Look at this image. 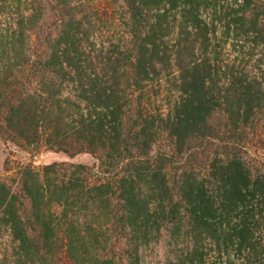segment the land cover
<instances>
[{"label": "rangeland", "instance_id": "1", "mask_svg": "<svg viewBox=\"0 0 264 264\" xmlns=\"http://www.w3.org/2000/svg\"><path fill=\"white\" fill-rule=\"evenodd\" d=\"M133 1L143 7L141 2L159 0ZM127 2L133 3L132 0H30L35 18L28 24L29 31H25L24 52L15 51L19 56L14 63L19 65L7 72L6 81L0 76V184L17 197L14 205L7 207L9 211L5 209L6 203H0V264H184L193 242L204 237V231L191 233L171 224H164L159 231L150 226L148 231L142 228L132 233L122 217L120 199L111 190L118 186L114 180L125 173L126 162L121 158L132 152L136 143L129 141L130 152L122 151L119 156L120 149L112 146L115 143L109 137L99 139L98 135H89L79 125L75 111L66 106H70V101L65 100L64 87L55 86L53 75L39 64L49 57L57 42L67 41L74 62L82 68L77 74L83 84L88 83L89 87L97 77L96 80L107 81L106 86L113 85L127 93L129 71L121 69L132 61V54L127 52L128 45L116 49L118 46L109 47L107 43L110 36L119 32L114 30L117 23L109 18L126 13ZM143 24L139 19L135 22L137 42L146 35L147 29L141 27L147 24ZM228 44L224 49H229ZM247 47L242 53L236 48L232 56L237 59L239 69L245 66L244 87L263 96L257 88L261 83L257 77L261 76L258 69H263L260 63L264 62V55L258 48ZM175 86L162 85L144 92L139 99L141 106L134 102L124 117L123 127L128 129L140 110L145 114L165 107L164 101L175 95ZM56 90L60 94L58 99L53 98ZM243 93L247 94L236 90L227 94L229 105L224 109L228 114L216 112L210 120L212 129L230 130L235 143L227 148L213 143L204 152L196 151L197 154L188 157L184 170L171 174L174 180L199 174L197 166L202 164L203 157L217 153L241 159L252 173L264 175V99L261 104L255 103L261 107L253 109V116L245 122L244 112L238 113V107L244 106L238 95ZM225 95L216 90L211 96ZM59 99L66 105L56 103ZM134 174L123 183L124 193L132 192L137 199L147 202L154 200L151 174L140 170ZM107 182L109 188L104 186ZM5 192L0 191V202ZM14 210L16 216L10 214ZM262 223L263 216L255 223L263 234ZM44 227L48 228L43 230ZM22 232L28 241L15 239ZM230 244H225L221 252L216 245L207 246L206 251H199L200 256L192 259L193 264H238L239 258L232 252L237 243L233 247ZM260 252L256 247L253 254H248L247 263L264 264ZM243 259L239 262L244 264Z\"/></svg>", "mask_w": 264, "mask_h": 264}, {"label": "trees", "instance_id": "2", "mask_svg": "<svg viewBox=\"0 0 264 264\" xmlns=\"http://www.w3.org/2000/svg\"><path fill=\"white\" fill-rule=\"evenodd\" d=\"M132 2H127L126 13L109 18L120 30L111 24L119 32L107 42L109 47L118 46L116 49L128 45L132 61L117 70L128 69L129 83L126 82L124 88L128 83L129 91L106 86L107 81L96 80L97 77L90 79L93 82L89 87L88 83L83 84L77 74L82 68L74 62L67 41L61 40L45 61H39L40 66L53 75V84L64 87L65 100L70 101V106L61 99L56 103L74 110L79 125L87 129L89 135H98L99 139L105 136L110 142L114 141L112 146L120 149L119 156L122 151L130 152L129 141L136 143L132 152L121 158L126 162L125 173L119 180L112 178L118 186L111 190L112 195L117 194L120 199L122 217L132 233L142 228L148 231L150 226L159 231L164 224L177 225L191 233L204 231L201 241L193 242L184 264H193L192 259L200 256L199 251H206L209 245H216L221 252L228 243L231 247L237 243L232 252L239 258L238 264H243L239 262L245 258L243 254L247 255L244 264H248V254H253L256 247L264 261L262 173H252L241 159L217 153L210 158L203 157L202 164L197 166L199 174L177 180L171 176L184 170L188 157L197 154L196 151L204 152L213 143L221 148L235 143L230 130L219 132L210 126L216 112L228 114L224 109L229 105L227 94L233 90L247 92L238 95L244 103L238 107V113L244 112L245 122L253 116V109L261 107L255 103L261 104L264 99V62L260 63L263 69H258L261 76L257 77L261 80L257 85L263 92L261 96L244 87L245 66L239 69L232 53H236V48L242 53L248 45L250 50L258 48L264 55V0H159L157 3L141 2L143 7ZM31 5L30 0H0V76L4 81L9 79L7 72L19 65L14 62L24 52L25 31H29L28 24L35 18ZM137 19L147 24L141 27L147 32L140 42L135 41ZM225 44L229 49H224ZM162 85H176L175 95L164 101L165 107L145 114L140 110L133 124L128 129L123 127L124 117L134 102L140 107L139 99L144 92H152ZM216 90L218 94L224 92L225 97H212ZM58 97L60 94L56 90L53 98ZM139 170L151 174V191L155 197L151 202L137 199L132 192L124 193L123 183ZM104 186L110 187L108 182ZM0 189L6 191L0 203H6L5 209L9 211L7 207L13 206L17 197L3 184ZM15 212L10 214L16 216ZM261 216L263 234L255 224ZM139 223L142 225L138 226ZM25 236L22 232L15 239L28 241Z\"/></svg>", "mask_w": 264, "mask_h": 264}]
</instances>
